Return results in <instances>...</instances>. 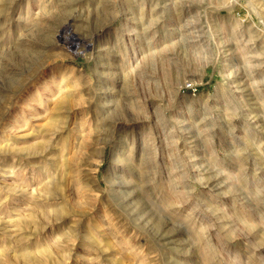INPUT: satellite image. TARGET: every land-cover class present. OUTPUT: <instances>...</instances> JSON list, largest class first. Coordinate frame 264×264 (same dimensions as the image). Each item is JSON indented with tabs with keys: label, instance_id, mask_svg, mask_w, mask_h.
Masks as SVG:
<instances>
[{
	"label": "rangeland",
	"instance_id": "obj_1",
	"mask_svg": "<svg viewBox=\"0 0 264 264\" xmlns=\"http://www.w3.org/2000/svg\"><path fill=\"white\" fill-rule=\"evenodd\" d=\"M0 264H264V0H0Z\"/></svg>",
	"mask_w": 264,
	"mask_h": 264
}]
</instances>
